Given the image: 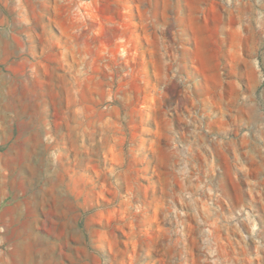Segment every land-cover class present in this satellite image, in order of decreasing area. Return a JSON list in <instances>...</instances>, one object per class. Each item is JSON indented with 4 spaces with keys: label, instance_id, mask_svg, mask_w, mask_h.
Instances as JSON below:
<instances>
[{
    "label": "rangeland",
    "instance_id": "rangeland-1",
    "mask_svg": "<svg viewBox=\"0 0 264 264\" xmlns=\"http://www.w3.org/2000/svg\"><path fill=\"white\" fill-rule=\"evenodd\" d=\"M4 181L0 264H264V0H0Z\"/></svg>",
    "mask_w": 264,
    "mask_h": 264
},
{
    "label": "bare ground",
    "instance_id": "bare-ground-1",
    "mask_svg": "<svg viewBox=\"0 0 264 264\" xmlns=\"http://www.w3.org/2000/svg\"><path fill=\"white\" fill-rule=\"evenodd\" d=\"M7 182L4 181L0 185L1 188H5ZM22 187V195L25 196L29 191V186L26 185V182L23 180L20 182ZM3 190V189H2ZM3 192V191H2ZM54 192V191H52ZM38 193H35L31 196H25L23 200L18 201L20 195H15L13 197V207L7 210V214L9 215V221L13 220L15 223L20 222L24 217L29 218L30 225H34L38 223V219L36 218V213L38 209H43V201L40 197L37 196ZM55 210L59 213L60 207L55 205ZM53 212V211H52ZM52 212L51 217H52ZM59 218V217H58ZM52 222V221H51ZM21 224V223H20ZM29 225V221L23 223V226L27 227ZM20 240L17 241V245L15 250L19 256V264H40L41 262L38 261L44 260V251H49L51 253L54 250V246L47 243H44L41 239L30 237L26 235L24 232L20 233L19 235ZM32 255V256H31ZM36 257V260H34ZM45 264H49L46 262Z\"/></svg>",
    "mask_w": 264,
    "mask_h": 264
},
{
    "label": "crops",
    "instance_id": "crops-1",
    "mask_svg": "<svg viewBox=\"0 0 264 264\" xmlns=\"http://www.w3.org/2000/svg\"><path fill=\"white\" fill-rule=\"evenodd\" d=\"M42 40H43L42 42L44 43V57H47L49 59L54 58L56 60H61V59H63V57L72 59L73 58V55H76V53H77L78 56L80 55V53L77 50L75 51L74 49H72L70 47V44L69 43L66 46L64 44L65 41L63 39H61V38H59L58 40H56L54 42V43L59 44V45L62 46L63 52L61 54H59L57 52L54 53L53 50L46 48V45L45 44L52 45L53 44L52 41H50V40H48L47 38H44V37H43ZM30 51H32L31 48H30Z\"/></svg>",
    "mask_w": 264,
    "mask_h": 264
}]
</instances>
